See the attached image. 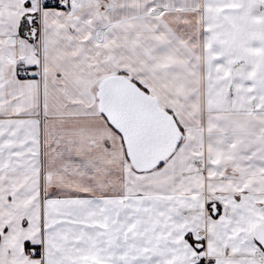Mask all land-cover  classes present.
I'll return each instance as SVG.
<instances>
[{
  "label": "snow or ice",
  "instance_id": "6c2138e0",
  "mask_svg": "<svg viewBox=\"0 0 264 264\" xmlns=\"http://www.w3.org/2000/svg\"><path fill=\"white\" fill-rule=\"evenodd\" d=\"M0 264H264V0H0Z\"/></svg>",
  "mask_w": 264,
  "mask_h": 264
}]
</instances>
